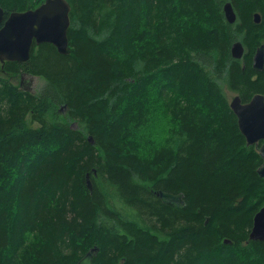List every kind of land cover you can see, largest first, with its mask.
I'll return each mask as SVG.
<instances>
[{
	"label": "trees",
	"instance_id": "16d2710c",
	"mask_svg": "<svg viewBox=\"0 0 264 264\" xmlns=\"http://www.w3.org/2000/svg\"><path fill=\"white\" fill-rule=\"evenodd\" d=\"M67 1L69 54L44 42L1 66L0 264H75L91 248L93 264H264L248 238L262 158L225 92L264 95V0ZM23 71L44 79L36 93L6 77Z\"/></svg>",
	"mask_w": 264,
	"mask_h": 264
},
{
	"label": "water",
	"instance_id": "95a60500",
	"mask_svg": "<svg viewBox=\"0 0 264 264\" xmlns=\"http://www.w3.org/2000/svg\"><path fill=\"white\" fill-rule=\"evenodd\" d=\"M70 5L67 0H43L34 8L22 11L13 10L4 19V9L0 6V62L26 61L33 45L47 42L54 45L60 54H69L71 48L68 44L67 30L70 25ZM223 12L228 22L236 19L232 4L228 1L223 4ZM255 22L260 21L258 13L253 14ZM244 53L241 41L231 44L230 54L240 59ZM264 66V46L259 45L252 57V67L261 70ZM28 73V72H25ZM25 75L32 74L28 73ZM22 76V75H21ZM231 110L237 117L240 132L248 145L258 147L262 158L257 173L264 178V95L254 93L248 101H241L239 95L234 94L229 101ZM62 106L60 109H63ZM90 139L91 137L88 136ZM263 141V142H261ZM261 142V143H260ZM96 174V170H91ZM86 184L92 189L90 173H86ZM159 197L164 202L182 205V194H172L160 191ZM250 240H264V204L254 214L252 226L249 231ZM224 242L228 243V240ZM97 248L88 250L75 264H93L92 257Z\"/></svg>",
	"mask_w": 264,
	"mask_h": 264
},
{
	"label": "rangeland",
	"instance_id": "374dc122",
	"mask_svg": "<svg viewBox=\"0 0 264 264\" xmlns=\"http://www.w3.org/2000/svg\"><path fill=\"white\" fill-rule=\"evenodd\" d=\"M0 74H3L1 72V63H0ZM6 77H9L14 83H16L19 86V82L21 79V73L15 75V76H12L11 74H9V75H6ZM26 81H31L29 84V91H31V93H36V91L40 88V86L43 85L45 82L44 79L42 77H39V76H37L35 78H31V77L27 76V77H25V82ZM225 92H226L228 99L230 101V98L235 93H232L228 90H226ZM61 111H64V110H61ZM153 124H154V136L157 137L158 139H160V141H161L164 137H166V134L168 132L169 124L167 122V119L162 117V116H155ZM33 125H36V124H33Z\"/></svg>",
	"mask_w": 264,
	"mask_h": 264
},
{
	"label": "flooded vegetation",
	"instance_id": "af4514ba",
	"mask_svg": "<svg viewBox=\"0 0 264 264\" xmlns=\"http://www.w3.org/2000/svg\"><path fill=\"white\" fill-rule=\"evenodd\" d=\"M34 8V7H33ZM7 17V16H6ZM5 16H4V19L6 18ZM51 44V43H50ZM36 46H38V45H36ZM54 46V45H53ZM33 47V46H32ZM55 47V46H54ZM55 49H56V47H55ZM57 50V49H56ZM4 64V63H3ZM3 66V65H2ZM25 74H28V73H25V71H23V72H21V79H20V82H19V87L20 88H22V90H24V91H29V84H30V82L31 81H26L25 82V77H31L30 75H26L25 76ZM35 77H37V76H35V75H32V77L31 78H35ZM25 82V83H24Z\"/></svg>",
	"mask_w": 264,
	"mask_h": 264
},
{
	"label": "bare ground",
	"instance_id": "6f19581e",
	"mask_svg": "<svg viewBox=\"0 0 264 264\" xmlns=\"http://www.w3.org/2000/svg\"><path fill=\"white\" fill-rule=\"evenodd\" d=\"M224 16H225V15H224ZM159 192H160V191H158L157 194H158ZM247 240H248V239H247ZM244 245H246V244H244Z\"/></svg>",
	"mask_w": 264,
	"mask_h": 264
}]
</instances>
